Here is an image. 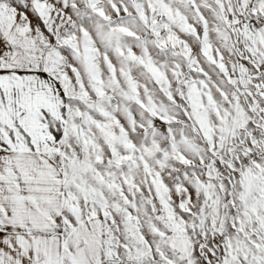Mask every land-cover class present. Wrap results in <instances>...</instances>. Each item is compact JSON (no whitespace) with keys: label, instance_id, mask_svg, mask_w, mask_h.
I'll return each mask as SVG.
<instances>
[{"label":"snow or ice","instance_id":"1","mask_svg":"<svg viewBox=\"0 0 264 264\" xmlns=\"http://www.w3.org/2000/svg\"><path fill=\"white\" fill-rule=\"evenodd\" d=\"M0 264H264V0H0Z\"/></svg>","mask_w":264,"mask_h":264}]
</instances>
